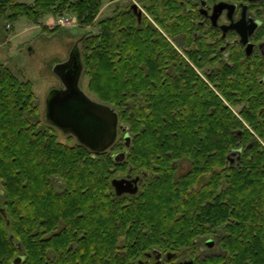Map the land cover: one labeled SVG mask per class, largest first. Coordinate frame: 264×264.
I'll list each match as a JSON object with an SVG mask.
<instances>
[{
  "label": "trees",
  "instance_id": "obj_1",
  "mask_svg": "<svg viewBox=\"0 0 264 264\" xmlns=\"http://www.w3.org/2000/svg\"><path fill=\"white\" fill-rule=\"evenodd\" d=\"M181 1L152 0L140 17L117 4L80 39L88 89L130 135L122 162L60 141L32 81L0 63V264H154V249L186 250L194 264H264V58L239 43L222 49L219 32L195 37L199 16ZM103 4L0 0V43L21 16L73 14L86 27ZM130 168L150 179L134 199L116 196L111 179ZM214 232L221 251L198 254L196 240Z\"/></svg>",
  "mask_w": 264,
  "mask_h": 264
},
{
  "label": "rangeland",
  "instance_id": "obj_2",
  "mask_svg": "<svg viewBox=\"0 0 264 264\" xmlns=\"http://www.w3.org/2000/svg\"><path fill=\"white\" fill-rule=\"evenodd\" d=\"M18 1L32 3L34 0ZM151 2L152 0H104L97 21L86 27L80 26L76 16L73 14L62 16L69 18V20L65 21V24L57 23V18L61 16L48 15L40 20L39 23L31 21L26 16H21L14 21L11 26L8 25L10 26V31L7 34L6 41L0 43V63L10 67L21 80L32 81L34 91L39 98L42 119L47 123L43 111L46 106L48 92L51 88H59L61 86L60 78L53 71L54 66L69 59L68 55L72 50L71 48L73 45H77L79 52L81 53V37L89 32L95 33L98 30L97 22L112 15L117 4L120 6L130 4L132 6V4L135 3L139 10H141V15L152 16L146 9V6ZM80 85L81 89L87 95L100 101V99L88 89V77L84 72L82 74ZM56 132L60 141L70 144L77 142L75 136H70L59 129H57ZM118 134L123 144L124 132L119 130ZM119 149L122 150V147ZM187 168V163L181 162L178 174L184 173ZM120 174L122 175V173L118 172L117 176ZM2 197L3 190L0 185V203ZM203 249L204 252H201V255L203 253H212V250L208 249L206 246H204ZM19 261L20 257L17 258L16 262ZM151 262L153 263L154 259H152Z\"/></svg>",
  "mask_w": 264,
  "mask_h": 264
},
{
  "label": "flooded vegetation",
  "instance_id": "obj_3",
  "mask_svg": "<svg viewBox=\"0 0 264 264\" xmlns=\"http://www.w3.org/2000/svg\"><path fill=\"white\" fill-rule=\"evenodd\" d=\"M188 1H191L192 4L187 3ZM181 4L185 8V11L189 10H195L197 12L196 16H199L196 20V28H203V31L199 32L198 30L195 32V37H200V36H209V38H212V34H215L216 32L219 34L216 36V40H225L226 45L222 47V49H225L228 45L232 43H239L243 46L244 51L246 56H251L256 50H258L259 55L264 58V38L262 40H259L255 42L252 40V37L254 36L255 32L261 27L263 24V20L258 17L259 11L261 12L264 9V0H187V1H181ZM219 4H228V5H233V7H222L220 6L217 8L216 6ZM255 10V11H254ZM138 11H141L138 9ZM138 15V14H137ZM231 16V17H229ZM216 18V19H215ZM245 19L247 23L250 22L251 20H254L257 23V26L253 33L249 36V42L253 44V49L250 54L247 52V44L244 45L242 44L239 39L240 36L235 31L234 29H229L228 31L222 30L221 26L223 25H230L231 23H235L238 20ZM208 30H212V33L208 32ZM75 45L72 46L71 49L74 48ZM72 51V50H71ZM68 55V58L70 57V53ZM183 54V52H181ZM184 55V54H183ZM81 56V53H80ZM185 56V55H184ZM187 59V57L185 56ZM82 61V57H81ZM66 62V61H65ZM64 63V62H62ZM84 72V67H83V62H82V71L79 79V87L81 88L80 82L82 78V74ZM59 77V76H58ZM60 78V77H59ZM61 80V78H60ZM261 83L264 81V73L260 77ZM61 86L59 88H51L52 89H62L64 87L63 82L61 80ZM82 90V89H81ZM91 100L99 103H103L99 100H96L95 98L87 95ZM110 106V105H109ZM112 107V106H111ZM113 108V107H112ZM235 111V110H234ZM44 116L47 119V123L57 129H59L57 126H55L51 120V112H47V108L45 106V109L43 111ZM48 114L49 116L47 117ZM244 124L247 129L253 132L251 127L248 125L247 122L244 121ZM60 130V129H59ZM119 130L123 131L120 128V123H119ZM124 132V137H123V144L122 141L119 138V134L117 133V137L114 140V142L104 151H94V153H110L114 160L116 162H122L124 160V157L127 152V148H129V143L126 142V134H127V129ZM254 133V132H253ZM70 136H74L71 133H67ZM76 138V137H75ZM260 139V138H259ZM120 140V141H119ZM260 142L264 146V142L260 139ZM86 146V145H85ZM122 147V150L119 148ZM119 154H123V157H121ZM237 154H241V149H234L233 153L230 155V159L233 162L235 158L237 157ZM119 156L121 157L119 160H116V157ZM185 162L186 161H182ZM181 166V163L179 164V167ZM118 173V172H117ZM116 176L111 179V186L113 189V193L116 196H123L124 198H129V199H134L140 191L145 182L150 179V178H143L141 173H134V171L130 168L127 172L120 174L119 176ZM121 173V172H119ZM146 176V174H145ZM114 180H118L121 182H118V188L120 191L122 190L121 193H118L117 187L115 184H113ZM222 232L218 233H212L208 237H203L199 238L196 241L199 244V249H198V254L201 252H204L203 247L206 246L208 249L212 250V254L221 251L220 249V235ZM207 241H212V245L208 246ZM204 254V253H203ZM154 259V264H194L195 259L190 256V254L186 250H181V251H174L172 254L171 253H166L163 252V250L159 249H154L152 252H149L147 254V262H151V260Z\"/></svg>",
  "mask_w": 264,
  "mask_h": 264
},
{
  "label": "water",
  "instance_id": "obj_4",
  "mask_svg": "<svg viewBox=\"0 0 264 264\" xmlns=\"http://www.w3.org/2000/svg\"><path fill=\"white\" fill-rule=\"evenodd\" d=\"M233 7V5L219 4V8ZM131 8L141 16L137 4H132ZM231 17V16H229ZM216 19V18H215ZM257 26L254 20L250 19L247 23L245 19L238 20L230 25L221 26L222 30L228 31L234 29L240 36L239 41L246 45L247 52L250 54L253 44L249 42V36ZM54 73L59 76L63 82L62 89H52L48 92L46 108L51 112V122L64 133L73 134L77 141L86 145L94 151L106 150L116 139L119 128V116L117 111L111 106L91 100L87 94L79 87V79L82 71V61L78 46L75 45L70 53L69 59L64 63L56 64L53 68ZM47 117L49 116L46 114ZM125 131L126 127L120 125ZM126 143H129L130 137L126 134ZM123 157V154H119ZM121 157L117 156L116 160ZM114 180L113 184L117 187L118 193L122 190L118 188ZM211 246L212 241H207Z\"/></svg>",
  "mask_w": 264,
  "mask_h": 264
},
{
  "label": "built area",
  "instance_id": "obj_5",
  "mask_svg": "<svg viewBox=\"0 0 264 264\" xmlns=\"http://www.w3.org/2000/svg\"><path fill=\"white\" fill-rule=\"evenodd\" d=\"M66 20H69V18L67 17V18H65V17H59V18H57V23L58 24H65V21Z\"/></svg>",
  "mask_w": 264,
  "mask_h": 264
},
{
  "label": "bare ground",
  "instance_id": "obj_6",
  "mask_svg": "<svg viewBox=\"0 0 264 264\" xmlns=\"http://www.w3.org/2000/svg\"><path fill=\"white\" fill-rule=\"evenodd\" d=\"M126 143V142H125Z\"/></svg>",
  "mask_w": 264,
  "mask_h": 264
}]
</instances>
